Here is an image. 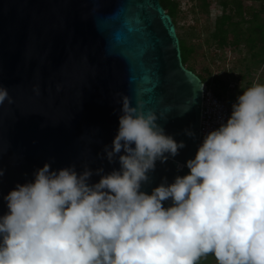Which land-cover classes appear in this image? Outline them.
<instances>
[{
  "label": "clouds",
  "instance_id": "clouds-1",
  "mask_svg": "<svg viewBox=\"0 0 264 264\" xmlns=\"http://www.w3.org/2000/svg\"><path fill=\"white\" fill-rule=\"evenodd\" d=\"M5 100L12 102L0 85ZM120 104L104 148L119 168L96 169L103 174L90 183L87 164L78 172L45 162L17 183L0 215V264H198L210 254L217 264H264V83L242 90L230 115L204 134L186 174L162 178L151 192L142 184L156 161L185 142L142 99L133 105L121 94Z\"/></svg>",
  "mask_w": 264,
  "mask_h": 264
},
{
  "label": "water",
  "instance_id": "water-1",
  "mask_svg": "<svg viewBox=\"0 0 264 264\" xmlns=\"http://www.w3.org/2000/svg\"><path fill=\"white\" fill-rule=\"evenodd\" d=\"M203 84L182 62L159 0H0V85L12 98L0 104V215L4 196L45 162L78 172L87 164L90 183L103 174L96 169L119 168L104 148L118 130L121 94L164 113L157 122L185 142L156 161L142 190L186 174L199 145Z\"/></svg>",
  "mask_w": 264,
  "mask_h": 264
},
{
  "label": "rangeland",
  "instance_id": "rangeland-1",
  "mask_svg": "<svg viewBox=\"0 0 264 264\" xmlns=\"http://www.w3.org/2000/svg\"><path fill=\"white\" fill-rule=\"evenodd\" d=\"M178 15L175 18V27L179 38H183L186 46L190 47L191 54L186 64L194 67L207 78L204 85L211 87L213 78L227 81L231 87L229 94H240L242 90L255 82L264 83V54L260 53L262 41L258 32L243 34L252 36L255 44L248 46V42L239 37L238 45L231 43L233 36H228V44L222 48L216 45L215 22L222 13L229 12L233 22L240 20L233 9L239 5L241 12L250 22L243 24L244 28L255 22L264 23V0H175ZM256 14L257 18H253ZM248 24V26H247ZM256 38V39H254ZM257 51L258 56L254 55ZM190 66V67H191ZM241 88V90H237ZM198 264H217L211 254L201 258Z\"/></svg>",
  "mask_w": 264,
  "mask_h": 264
},
{
  "label": "trees",
  "instance_id": "trees-1",
  "mask_svg": "<svg viewBox=\"0 0 264 264\" xmlns=\"http://www.w3.org/2000/svg\"><path fill=\"white\" fill-rule=\"evenodd\" d=\"M161 5L163 6V8L166 10V12L168 14H170L174 24H175V18L178 15V9H177V4L175 2V0H159ZM238 7L233 9L234 13L237 14L240 18V20L238 22H233L231 19V15L229 12L227 13H222L219 18L216 20L215 22V34H217L218 36H216L215 38V42L217 47L222 48L225 44H228L229 41H227V37L228 36H233L232 37V41L231 43H234L236 45H238L237 43L239 42V37L242 36L243 37V41L245 43H249L248 46H253L255 44V41H253V37L251 36H243L244 33L249 32L247 29H249L252 32H258V38L259 40L262 41L261 44V49L259 51V54L262 53L264 54V23H258L255 22L254 24H252L251 26H247L246 28H244V30H242L243 28V24L250 22V19H246L245 16L243 15V10L241 12V9L239 7V5H237ZM237 11V13H236ZM258 16V15H257ZM256 14H253V18L256 17ZM256 39V38H254ZM180 40V48H181V56H182V62L185 64V66L189 69H191L192 71H194L204 82H206L207 78L205 77L204 74L198 72L194 67H192L191 65L186 64L188 62V59L190 57L191 54V50L189 46H186V43L184 42L183 38H179ZM255 56H258L257 51L254 52ZM259 57V56H258ZM260 58V57H259ZM259 60H262L261 58ZM191 66V67H190ZM211 87L210 89H212L214 91V93L224 99V100H234L236 99V97L239 95L237 94H229V91L231 90V86L228 84L229 82H225V81H220L217 78H213V80L211 81ZM209 88V87H208ZM237 90H241V88H237Z\"/></svg>",
  "mask_w": 264,
  "mask_h": 264
},
{
  "label": "built area",
  "instance_id": "built-area-1",
  "mask_svg": "<svg viewBox=\"0 0 264 264\" xmlns=\"http://www.w3.org/2000/svg\"><path fill=\"white\" fill-rule=\"evenodd\" d=\"M234 100H224L218 97L214 91L203 84L200 124H199V143L204 134L219 126L222 120L226 119L231 113V105Z\"/></svg>",
  "mask_w": 264,
  "mask_h": 264
}]
</instances>
